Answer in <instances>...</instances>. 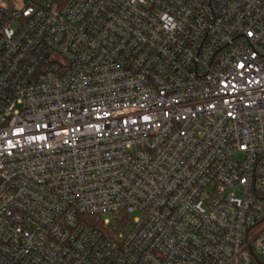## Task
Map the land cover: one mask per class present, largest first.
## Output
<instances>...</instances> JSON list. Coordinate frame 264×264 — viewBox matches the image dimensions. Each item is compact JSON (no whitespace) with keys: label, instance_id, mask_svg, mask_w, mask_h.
I'll return each mask as SVG.
<instances>
[{"label":"built area","instance_id":"obj_1","mask_svg":"<svg viewBox=\"0 0 264 264\" xmlns=\"http://www.w3.org/2000/svg\"><path fill=\"white\" fill-rule=\"evenodd\" d=\"M0 264H264V0H0Z\"/></svg>","mask_w":264,"mask_h":264},{"label":"rangeland","instance_id":"obj_2","mask_svg":"<svg viewBox=\"0 0 264 264\" xmlns=\"http://www.w3.org/2000/svg\"><path fill=\"white\" fill-rule=\"evenodd\" d=\"M234 194H235L236 196H240V195H241L240 192H239L238 190L234 191ZM129 217H130V219H131V222H133L134 220H137V219L139 220V219H141V213L138 212V211H132V212L129 214ZM103 218H111V216L107 214V215H104Z\"/></svg>","mask_w":264,"mask_h":264},{"label":"snow or ice","instance_id":"obj_3","mask_svg":"<svg viewBox=\"0 0 264 264\" xmlns=\"http://www.w3.org/2000/svg\"><path fill=\"white\" fill-rule=\"evenodd\" d=\"M249 35H251V33H250ZM145 119H148V118H147V117H145Z\"/></svg>","mask_w":264,"mask_h":264},{"label":"trees","instance_id":"obj_4","mask_svg":"<svg viewBox=\"0 0 264 264\" xmlns=\"http://www.w3.org/2000/svg\"><path fill=\"white\" fill-rule=\"evenodd\" d=\"M100 219V218H99ZM124 219V218H121V220Z\"/></svg>","mask_w":264,"mask_h":264}]
</instances>
